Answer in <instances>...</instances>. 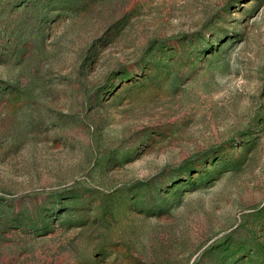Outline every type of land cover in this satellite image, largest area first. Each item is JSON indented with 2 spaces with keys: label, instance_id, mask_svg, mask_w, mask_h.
Instances as JSON below:
<instances>
[{
  "label": "rangeland",
  "instance_id": "rangeland-1",
  "mask_svg": "<svg viewBox=\"0 0 264 264\" xmlns=\"http://www.w3.org/2000/svg\"><path fill=\"white\" fill-rule=\"evenodd\" d=\"M0 264H264V0H0Z\"/></svg>",
  "mask_w": 264,
  "mask_h": 264
}]
</instances>
